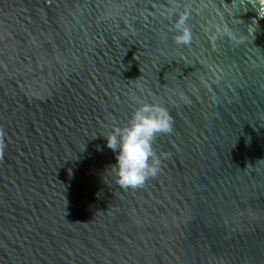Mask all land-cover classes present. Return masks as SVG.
I'll use <instances>...</instances> for the list:
<instances>
[{"label":"water","instance_id":"95a60500","mask_svg":"<svg viewBox=\"0 0 264 264\" xmlns=\"http://www.w3.org/2000/svg\"><path fill=\"white\" fill-rule=\"evenodd\" d=\"M137 100L173 131L123 190ZM0 129V264H264L260 0H0Z\"/></svg>","mask_w":264,"mask_h":264},{"label":"clouds","instance_id":"9594fccd","mask_svg":"<svg viewBox=\"0 0 264 264\" xmlns=\"http://www.w3.org/2000/svg\"><path fill=\"white\" fill-rule=\"evenodd\" d=\"M187 17H177L174 24L176 34L173 39L178 45H189L192 32L186 23ZM173 131V118L167 108L147 101H136L125 126L114 127L103 136L106 146L115 154V164L110 169L115 183L123 190H137L154 179L161 172V154L153 147L158 135ZM5 133L0 129V158L3 157L6 143Z\"/></svg>","mask_w":264,"mask_h":264},{"label":"bare ground","instance_id":"6f19581e","mask_svg":"<svg viewBox=\"0 0 264 264\" xmlns=\"http://www.w3.org/2000/svg\"><path fill=\"white\" fill-rule=\"evenodd\" d=\"M261 1V3L263 4V6H264V1L263 0H260Z\"/></svg>","mask_w":264,"mask_h":264},{"label":"rangeland","instance_id":"374dc122","mask_svg":"<svg viewBox=\"0 0 264 264\" xmlns=\"http://www.w3.org/2000/svg\"><path fill=\"white\" fill-rule=\"evenodd\" d=\"M264 1V0H263Z\"/></svg>","mask_w":264,"mask_h":264}]
</instances>
